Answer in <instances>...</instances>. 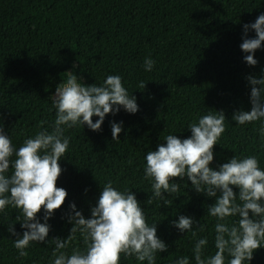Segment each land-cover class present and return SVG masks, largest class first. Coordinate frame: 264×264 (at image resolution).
I'll return each mask as SVG.
<instances>
[{"label": "trees", "instance_id": "1", "mask_svg": "<svg viewBox=\"0 0 264 264\" xmlns=\"http://www.w3.org/2000/svg\"><path fill=\"white\" fill-rule=\"evenodd\" d=\"M261 12L264 0H0V126L13 145L19 147L41 128L51 130L55 110L49 97L66 70H73L85 84H99L107 75L119 74L139 105L135 114L124 110L108 114L102 131L87 126L65 129L70 144L59 161L62 172L56 186L68 194L49 219L46 239L69 235L72 225L61 217L70 202L89 217L100 186L111 180L121 190L133 189L137 200L145 201L147 222L161 221L157 235L169 247L156 253V264H172L178 256H188L195 264L192 248L201 236L208 237L203 255L214 254L216 218L207 215L206 207L215 198L197 193L185 180L170 197V206L159 208L155 200L146 204L151 188L143 178L144 156L158 143H166L163 138L168 133L187 137L188 122L222 109L225 131L220 144L213 146L210 166L236 154L255 155L264 168L259 122L235 126L231 118L235 110H250L246 76L261 75L264 66V42L255 52V66L244 62L246 53L239 47L242 24L254 21ZM248 35L255 36L254 30ZM146 56L155 60L151 72L141 67ZM140 81L146 83L144 89H137ZM112 120L123 121L119 141L112 140ZM16 211L8 206L0 213V264H50L51 242H32L27 256L17 255L15 237L7 231L8 223L16 222ZM177 213L200 223L195 237L169 226ZM42 214L43 208L37 215ZM14 227L17 233L24 231L19 221ZM73 248H84L79 233L65 251ZM120 264L146 262L121 254ZM250 264H264V248L255 251Z\"/></svg>", "mask_w": 264, "mask_h": 264}, {"label": "clouds", "instance_id": "2", "mask_svg": "<svg viewBox=\"0 0 264 264\" xmlns=\"http://www.w3.org/2000/svg\"><path fill=\"white\" fill-rule=\"evenodd\" d=\"M250 30H254L255 36L248 35ZM262 42L264 12L254 21L242 24L239 47L246 53L243 60L247 65L258 64L255 52ZM154 66V59L144 57L141 64L144 71L151 72ZM76 67L73 63L72 68ZM246 80L250 86V110H235L231 118L236 121L235 126L258 121L257 131L264 138V66L261 75L249 74ZM145 85L140 81L137 89H144ZM49 99L55 110L51 130L41 128L17 147L0 126V213L8 206L17 210L15 221L20 222L24 231L16 232V222H9L7 227L15 237L12 245L17 255L27 256L26 249L32 242L46 245L51 242L54 247L50 264H120L121 254L156 264V253L169 247L157 235L161 221L147 222L146 208L142 207L145 201H138L133 189L121 190L111 180L100 186L89 217L77 209L75 202H70L61 217L72 225L69 235L46 239L51 228L49 219L68 194L65 188L56 186L62 172L59 161L66 157L70 144L65 129L87 126L92 131H102L108 114L115 116L121 110L135 114L139 110L137 97L129 93L119 74L107 75L99 84H85L73 70H66ZM93 116L98 117L95 122ZM225 120L224 110L207 111L188 122L185 129L190 130L189 136L182 138L176 135L178 132L168 133L163 138L166 143H158L144 156L143 178L151 188L146 204L155 200L159 208L162 204L170 206V197L181 190L185 180L197 193L215 198L207 205L206 213L216 218L213 238L216 251L203 255L208 237L197 238L192 248L195 264H225V261L250 264L255 251L264 248V168L259 166L257 156L235 154L224 163L210 166L214 160L213 146L225 131ZM110 129L112 140L119 141L123 121H110ZM175 177L180 180H174ZM42 208L43 214L38 216ZM168 223L180 233L191 232L194 237L200 225L193 216L179 213ZM77 233L84 248L65 251ZM172 264H190V260L188 256H178Z\"/></svg>", "mask_w": 264, "mask_h": 264}]
</instances>
